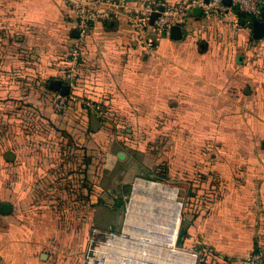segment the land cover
I'll return each instance as SVG.
<instances>
[{
  "label": "crops",
  "instance_id": "obj_1",
  "mask_svg": "<svg viewBox=\"0 0 264 264\" xmlns=\"http://www.w3.org/2000/svg\"><path fill=\"white\" fill-rule=\"evenodd\" d=\"M180 27V39L150 27V55L125 18L96 23L70 91L104 114L81 104L58 113L52 99L79 37L69 8L0 0V205L12 207L0 212V264H76L78 225L107 213L94 205L97 178L124 171L131 156L115 144L135 143L137 130L169 149L155 159L169 162L196 212L186 240L205 253L202 264H241L264 245V37L249 18L200 7ZM44 187L84 195L71 203L81 211L69 225L60 201L41 200Z\"/></svg>",
  "mask_w": 264,
  "mask_h": 264
},
{
  "label": "built area",
  "instance_id": "obj_2",
  "mask_svg": "<svg viewBox=\"0 0 264 264\" xmlns=\"http://www.w3.org/2000/svg\"><path fill=\"white\" fill-rule=\"evenodd\" d=\"M64 2L79 33L66 56L64 84L69 85L70 90L81 82L86 37L96 23L125 18L145 52L152 55L156 44L147 38L148 29L155 26L161 34L171 37L172 28L183 26L196 7H200L208 16L236 12L252 21L264 12V0H230V4L225 3V0H180L174 3L160 0ZM154 13H158V16L151 23ZM76 104L104 114L103 107L77 99L71 91L67 95L57 92L52 99V107L58 113L68 112ZM139 179L135 178L121 221L104 228L91 227L85 248L76 255L77 264H202L205 253L177 245L179 224L186 206L179 187L167 184L165 189L136 187ZM175 191L177 197L173 199L171 192ZM77 203L75 199L74 204ZM241 264H264V245L244 258Z\"/></svg>",
  "mask_w": 264,
  "mask_h": 264
},
{
  "label": "rangeland",
  "instance_id": "obj_3",
  "mask_svg": "<svg viewBox=\"0 0 264 264\" xmlns=\"http://www.w3.org/2000/svg\"><path fill=\"white\" fill-rule=\"evenodd\" d=\"M150 131L153 132V130L150 129L148 130V133H151ZM120 132L122 135L128 134L125 131V129H120ZM140 135L141 133H139L137 130V135H136L137 140L135 143L132 142L130 144H124L120 142L118 145L115 144L116 152L118 150L125 152L126 154H128L129 157L131 156V161L126 160V162H124L123 172H121L118 168H116L115 170L109 172L105 176L104 175L98 176L97 181L99 183V186L95 188L94 205H98L100 207H106L107 213L105 214V216L98 217V220H96V216H95L96 212L94 210V222L92 224L88 225L84 223L78 225L79 227L78 231L79 233H81L80 235L81 238L78 239L79 250L77 251V253L81 252V250L85 248L88 240V235L90 233L92 226L104 228L109 225L118 224L121 221L125 204L133 190L136 177H142L144 179L154 180L159 183L167 184L170 186H177L173 183L171 179V174H170L171 166L169 162L165 160L163 161V163H160L159 159L157 160L155 159V155H157L160 152H163V156H164L165 151H169V149L168 148L166 149L165 148L166 146H160V145L155 146L153 143L146 144L144 139H142ZM121 161L123 162L125 160H121ZM95 179L96 178L94 177V180ZM101 182L104 183V187L100 186ZM150 184L151 183H148V185ZM105 188L108 189L105 190ZM43 189L45 191H43ZM180 195L182 196L183 194ZM40 196H41V200L43 201V203H45L46 206H51L52 204L57 205L58 201L62 203L61 207L63 208L62 211L64 214V219L65 217H67L69 221L68 223H66L67 225H69V223L72 222L73 219L80 214L81 211L80 208L71 205L75 195L71 194L70 192H67V190L66 191L60 190L54 192L53 189L44 187L42 188V192ZM191 209H192L191 207L187 205L185 206L182 222L180 224V232L177 242L178 246L189 247L186 240L188 222L192 218L191 215L196 214V212H194V210ZM99 212H102V210ZM76 259L77 258L75 256L74 261H76Z\"/></svg>",
  "mask_w": 264,
  "mask_h": 264
},
{
  "label": "water",
  "instance_id": "obj_4",
  "mask_svg": "<svg viewBox=\"0 0 264 264\" xmlns=\"http://www.w3.org/2000/svg\"><path fill=\"white\" fill-rule=\"evenodd\" d=\"M225 3L230 4V0H225ZM158 16V13H154L151 17V23L154 22L155 18ZM244 21V19L242 20ZM252 26H253V31H254V37L256 39H261L264 37V12L261 14V16L259 18H255L252 21ZM171 35L173 38L175 39H180L182 36V30L180 26H174L172 28V32ZM57 89H59L60 93L62 95H67L70 92V87L67 84H64L63 82H57ZM6 158L8 160H13V154L12 153H7L6 154ZM12 211V207L9 203H2L0 205V212L4 213V214H9ZM47 254L44 253L42 258L46 259L47 258Z\"/></svg>",
  "mask_w": 264,
  "mask_h": 264
},
{
  "label": "bare ground",
  "instance_id": "obj_5",
  "mask_svg": "<svg viewBox=\"0 0 264 264\" xmlns=\"http://www.w3.org/2000/svg\"><path fill=\"white\" fill-rule=\"evenodd\" d=\"M148 183H151L150 185H148ZM136 187H148V188H153V187H160L165 189L167 186L165 184L159 183L157 181L154 180H148V179H144L141 178L139 180H137L136 182ZM173 199H176L177 197V191L175 192H171ZM181 222V220H179ZM180 225V224H179ZM178 225V227H179Z\"/></svg>",
  "mask_w": 264,
  "mask_h": 264
},
{
  "label": "trees",
  "instance_id": "obj_6",
  "mask_svg": "<svg viewBox=\"0 0 264 264\" xmlns=\"http://www.w3.org/2000/svg\"><path fill=\"white\" fill-rule=\"evenodd\" d=\"M242 16H244V15H242ZM244 17H245V16H244ZM66 190H67V192H70V188H66ZM79 190H81V189H79ZM77 191H78V190H75V191L72 190L70 193L73 194V195H75V197L77 196L78 199H83V196H84V195H81L82 198H80V197H79L80 194H77V193H76ZM78 199H77V200H78Z\"/></svg>",
  "mask_w": 264,
  "mask_h": 264
}]
</instances>
